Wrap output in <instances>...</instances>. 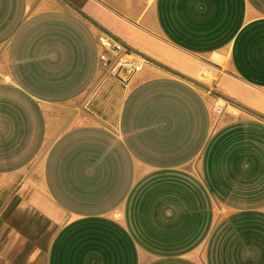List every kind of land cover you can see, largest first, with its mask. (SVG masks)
I'll return each instance as SVG.
<instances>
[{"label": "crops", "instance_id": "obj_1", "mask_svg": "<svg viewBox=\"0 0 264 264\" xmlns=\"http://www.w3.org/2000/svg\"><path fill=\"white\" fill-rule=\"evenodd\" d=\"M263 99L264 0H0V264H264Z\"/></svg>", "mask_w": 264, "mask_h": 264}, {"label": "built area", "instance_id": "obj_2", "mask_svg": "<svg viewBox=\"0 0 264 264\" xmlns=\"http://www.w3.org/2000/svg\"><path fill=\"white\" fill-rule=\"evenodd\" d=\"M113 39L114 38L107 36L105 34H102L99 37V42L104 49L116 51V57L114 58V60L107 62V66H106L107 71L118 73L121 71L133 72L136 69H138L136 59L133 58L126 59L125 57H123L125 56L124 49L123 48L121 49V47H119L115 43L116 40L114 39L115 40L114 41ZM119 44L122 45L121 43ZM102 58L105 59L104 55H102Z\"/></svg>", "mask_w": 264, "mask_h": 264}, {"label": "rangeland", "instance_id": "obj_3", "mask_svg": "<svg viewBox=\"0 0 264 264\" xmlns=\"http://www.w3.org/2000/svg\"><path fill=\"white\" fill-rule=\"evenodd\" d=\"M102 34H105V33H102ZM105 35H107V34H105ZM108 36V35H107ZM114 40V39H113ZM115 41V40H114ZM115 43L119 46V47H121V49L123 48L124 49V52H125V58L126 59H136V62H137V66H138V69L141 67V64L143 63V59L139 56V55H136V54H134V53H132V52H130L125 46H124V44H123V46L122 45H120L118 42H116L115 41ZM205 80V79H204ZM224 105H229V104H227V102H224L223 103V106ZM228 109H229V111L231 112V111H235V112H237V109H233V108H231L230 106H228Z\"/></svg>", "mask_w": 264, "mask_h": 264}, {"label": "bare ground", "instance_id": "obj_4", "mask_svg": "<svg viewBox=\"0 0 264 264\" xmlns=\"http://www.w3.org/2000/svg\"><path fill=\"white\" fill-rule=\"evenodd\" d=\"M155 45V44H154ZM147 46H149V47H151V45H147ZM156 46V45H155ZM152 48V47H151ZM150 48V49H151ZM154 48V47H153ZM155 49V48H154ZM166 49V48H165ZM153 51H155V50H153ZM160 52H162V51H160ZM173 52V51H172ZM156 53H158V52H156ZM167 53V52H166ZM171 53V52H170ZM174 53V52H173ZM171 55V54H170ZM162 56V55H161ZM160 56V57H161ZM167 56V55H166ZM169 57V56H168ZM163 58V57H162ZM166 59V58H165ZM175 63V62H174ZM183 63V62H182ZM186 63V62H185ZM188 64H189V62H188ZM186 65V64H185ZM183 67V66H182ZM185 67V66H184ZM212 77V74H210L209 72H207L206 70H203L201 73H200V75H199V78L200 79H207V78H211ZM242 93H245L246 95H253V94H250L248 91H246V90H243L242 91ZM264 100V99H263ZM263 100H262V102H263ZM261 101V100H260ZM263 105H264V102L262 103Z\"/></svg>", "mask_w": 264, "mask_h": 264}, {"label": "water", "instance_id": "obj_5", "mask_svg": "<svg viewBox=\"0 0 264 264\" xmlns=\"http://www.w3.org/2000/svg\"><path fill=\"white\" fill-rule=\"evenodd\" d=\"M115 40H116V39H115ZM116 41L122 44V42H120V41H118V40H116ZM122 45H123V44H122ZM235 103H236V102H235Z\"/></svg>", "mask_w": 264, "mask_h": 264}]
</instances>
